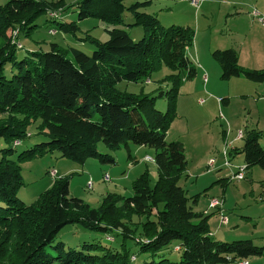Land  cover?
<instances>
[{
    "label": "trees",
    "instance_id": "obj_1",
    "mask_svg": "<svg viewBox=\"0 0 264 264\" xmlns=\"http://www.w3.org/2000/svg\"><path fill=\"white\" fill-rule=\"evenodd\" d=\"M123 1L77 0L69 4L77 9V20L71 22L58 21L65 15L64 0H8L0 5V139L6 144L0 148V264H238L262 253L264 246L250 239H214L208 226L211 214L193 211L189 202L195 203L196 197H187L179 185L187 167L184 145L167 141L165 134L175 116L180 84L196 74L186 53L194 30L164 26L154 14L136 10L148 1L128 7ZM125 9L132 13V25L143 29L139 40L120 27ZM43 14L57 19L51 34L88 39L95 47L91 54L50 43L49 50H25L18 58L23 48L19 35L28 36ZM90 17L106 25L108 39L101 42L88 33L76 36L78 21ZM211 56L223 79L264 81V68H240L232 48L213 50ZM162 65L174 73L168 76L170 87L156 96L116 86L122 81L148 82ZM158 96L165 98L164 111L155 106ZM261 134L251 129L241 146L228 150L229 156L243 155L245 170L254 165L264 169ZM33 136L44 140L11 159L16 146ZM99 142L109 151L124 148L128 156L131 144L153 148L154 185L141 174L133 181L131 195L108 193L91 207L69 193L68 178L58 177L32 202L19 199L24 185L21 162L56 151L79 164L88 158L114 164L109 152L98 151ZM69 224L103 233L119 244L84 242L67 247L56 236ZM129 241L136 246L135 253ZM173 242L175 261L164 254Z\"/></svg>",
    "mask_w": 264,
    "mask_h": 264
},
{
    "label": "rangeland",
    "instance_id": "obj_2",
    "mask_svg": "<svg viewBox=\"0 0 264 264\" xmlns=\"http://www.w3.org/2000/svg\"><path fill=\"white\" fill-rule=\"evenodd\" d=\"M7 1L0 0V5ZM75 1L64 0L67 6L65 15L58 21L77 20L76 7L69 6ZM144 1L148 2L140 3L136 10L154 14L164 26H187L194 30L192 44L186 48V53L196 74L180 84L175 116L165 134L167 141L179 140L184 145L187 167L179 185L187 197H196L195 203L192 200L189 202L195 212L211 214L208 202L212 197L222 202L227 224H219L218 214H211L208 219L211 225H219L220 233L213 236L214 239H250L254 244L264 246V169L258 165L251 166L243 171L244 177L237 180L232 176L239 166L244 165L243 155L227 154L230 165L226 166L222 154L224 148L229 150L228 147L241 146L251 129L262 131L259 143L264 147V81L254 82L243 76L223 79L220 65L211 56L213 50L232 48L237 53L240 68H264V24L252 14L257 11L264 19L261 12L264 11V0H201L196 6L191 0H124L123 3L128 7L134 2ZM122 17L123 25L120 27L134 40L141 39L143 29L140 25H132L134 19L131 11L125 9ZM53 20L57 19L43 14L28 36L19 35L18 41L23 48L18 50V58L25 50H49L50 43L62 47L76 46L84 53L91 54L95 47L88 39L78 40L71 33L51 34L50 30L55 29ZM78 26L77 37L83 38L88 33L101 42L108 39L106 25L96 18L80 20ZM172 73L173 70L162 65L148 82L122 81L116 86L121 91L156 96L160 90L165 91L170 87L168 76ZM204 75L206 81L203 80ZM201 99L203 102H200ZM155 106L164 111L165 98L158 96ZM239 131L241 137H238ZM43 140L41 136H33L21 142L10 158L16 159L18 152ZM5 145L0 139V148ZM97 149L103 154L109 152L115 163L88 158L79 164L60 157L56 151L24 160L20 164L24 185L18 192L19 199L30 203L52 184L54 178L66 177L69 180V193L96 207L108 193L131 195L133 181L141 174H145L151 186L156 182L153 148L131 144L130 156L124 148L109 151L102 142L98 143ZM147 156L153 161L145 160ZM211 159L213 163L208 165ZM105 174L110 180L103 179ZM223 178L226 180L218 181ZM89 180L91 185L87 187ZM56 241H62L67 247H80L84 242H98L109 247L119 244L107 240L105 234L84 229L79 224L63 227ZM174 243L164 251L171 261L178 260V253L173 251ZM128 246L131 252H136V246L131 241ZM246 261L247 264H264V248L261 255L251 256Z\"/></svg>",
    "mask_w": 264,
    "mask_h": 264
},
{
    "label": "built area",
    "instance_id": "obj_3",
    "mask_svg": "<svg viewBox=\"0 0 264 264\" xmlns=\"http://www.w3.org/2000/svg\"><path fill=\"white\" fill-rule=\"evenodd\" d=\"M201 0H191L192 4L193 5H198V3L200 2ZM253 16L257 17L258 20L261 22V23H264V19L261 18L262 16L257 12V11H254L253 13ZM203 80L206 81V77H203ZM219 101V99H217ZM200 102H203V100L201 99ZM242 136V133L239 131L238 132V137H241ZM230 148V147H228ZM223 157L225 159L224 161V165L226 166H229L230 163H229V160H227V154H228V149L226 150L225 148L223 149ZM145 160L147 161H153L149 156L145 157ZM213 163V160L211 159L209 162H208V165H211ZM245 170V166H239L238 169H237V172L233 174L232 178H235L237 180H241L244 175H243V171ZM103 179L108 181L110 180L109 176L107 174H105L103 176ZM91 185V181L89 180L88 183H87V187H90ZM208 209L209 211L210 210H214L218 213L219 215V219H220V225L221 224H227L228 222V218L227 216L224 214V211H223V206H222V202H220V200L218 198H210L209 199V202H208ZM131 260H134V257L131 258ZM238 264H247V261H240Z\"/></svg>",
    "mask_w": 264,
    "mask_h": 264
},
{
    "label": "crops",
    "instance_id": "obj_4",
    "mask_svg": "<svg viewBox=\"0 0 264 264\" xmlns=\"http://www.w3.org/2000/svg\"><path fill=\"white\" fill-rule=\"evenodd\" d=\"M259 8V10H261L260 9V7H258ZM262 13H264V11H261ZM260 22V21H259ZM261 23V22H260ZM261 24H264V23H261ZM204 77H206L205 75H204ZM94 165V164H93ZM203 211H205L204 209H203ZM211 214H215V215H217L218 213L216 212V211H214V210H210L209 211ZM204 213V212H203ZM208 226H209V231H210V233L213 235V236H215V235H217L218 233H220L219 232V225L217 226H213V225H211L210 224V222H208Z\"/></svg>",
    "mask_w": 264,
    "mask_h": 264
}]
</instances>
